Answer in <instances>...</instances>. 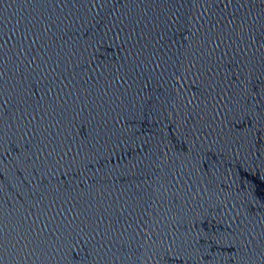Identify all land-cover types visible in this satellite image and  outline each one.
I'll use <instances>...</instances> for the list:
<instances>
[{"label": "water", "instance_id": "1", "mask_svg": "<svg viewBox=\"0 0 264 264\" xmlns=\"http://www.w3.org/2000/svg\"><path fill=\"white\" fill-rule=\"evenodd\" d=\"M0 264H264V0H0Z\"/></svg>", "mask_w": 264, "mask_h": 264}]
</instances>
